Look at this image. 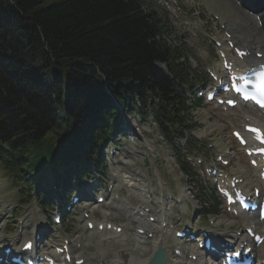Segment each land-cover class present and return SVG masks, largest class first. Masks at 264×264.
Segmentation results:
<instances>
[{
    "label": "trees",
    "instance_id": "16d2710c",
    "mask_svg": "<svg viewBox=\"0 0 264 264\" xmlns=\"http://www.w3.org/2000/svg\"><path fill=\"white\" fill-rule=\"evenodd\" d=\"M161 33L160 16L145 0H0L6 171L23 180L47 163L59 168L84 137L83 108L92 92L105 96V85L125 107L139 99L171 142L185 131L190 114L178 87L189 85L193 72L178 59L187 57L183 49L167 47ZM158 60L173 77L155 66Z\"/></svg>",
    "mask_w": 264,
    "mask_h": 264
},
{
    "label": "rangeland",
    "instance_id": "374dc122",
    "mask_svg": "<svg viewBox=\"0 0 264 264\" xmlns=\"http://www.w3.org/2000/svg\"><path fill=\"white\" fill-rule=\"evenodd\" d=\"M246 2H244V4H246ZM213 4H215V2H213ZM213 4L211 0H195V5H192L188 2L187 7L190 13H193V15L197 14L195 16L196 19L203 21L204 27H213L216 29V31H220V23L218 21L211 20L212 15L206 12L204 9L205 5L212 6ZM181 18L182 17H180V19ZM187 21H190L191 23L195 22L192 19ZM205 22H208V26H205ZM189 29L190 31L188 32V35L190 36L191 34H193L194 30L190 27ZM213 34L217 35L216 33ZM175 37L176 36L174 34L170 37H167V39L170 43L173 42L175 44L177 43ZM203 38V34L198 33V37L194 39V43L198 44L201 39L203 40ZM196 54L197 53L194 54L195 60L198 59L196 58ZM203 58L205 59H199V61H194L193 59H191V61L193 63H196V65L198 66L205 67L206 65H208L212 68L220 67V62L217 61L213 54L210 53V55L203 56ZM129 116L132 117L133 120L137 123V130L134 136L130 139L124 138L121 133L117 136L121 150L120 155L116 158V164L111 167L117 173L114 177L118 180L117 183L121 184L120 177L133 175L136 169L142 170L143 175H135L136 178L140 179L147 186H155L158 193L161 192V189V193L172 191L177 194L180 193L182 189L185 190L186 193H188V200L183 204L176 205L174 203H170L167 206V213L169 215L176 216V214H183L185 219L184 221L191 224L197 222L198 219L202 220L203 215H194V206L200 203V200L198 199L199 195H195V192H197V190L193 189L195 190V192L192 191L189 180L186 179V177L181 172L179 165H177L178 163L176 162L175 157L170 153V146L161 136L157 125L154 123V121L151 120L148 123L143 124L142 122H139V117H134L132 114H129ZM191 118L194 123H197L198 126V129L193 132L197 137L207 138L208 142L217 141L221 145L231 146V142L230 140H228L231 137V135L229 134L228 124L230 121L242 118V112L241 110H230L226 113L223 110L217 109L215 107L196 106V109L192 112ZM107 150L108 147L105 148L106 153ZM237 155L240 156V159L237 158V160L232 164V168L235 171H238L239 165H243L244 167L248 166L247 161L243 157V155H241L240 152ZM251 172L254 171L251 170ZM6 175L7 173L1 166L0 219L4 224V227L11 226L10 233L6 235L5 232H2L4 238L9 239L15 235V225L17 219L21 216L25 217L26 215V225L28 224L31 225L30 227H32L35 224L36 220L46 219L47 215L43 210L40 209V204L37 201H32L28 205L21 206L20 210H16V204L19 202V192L18 189L14 186L13 181ZM50 181H52V183H55L56 180L50 178L49 180L45 181L47 182V186L51 185V183H49ZM45 186L46 185H43V187ZM129 190L130 189L128 188H124L123 192L131 197L135 202L141 203L143 201H150L151 199L148 198L147 195H138L132 190ZM155 202H157V199L155 200ZM88 207L91 212L95 213L96 216H103L105 211L107 212L108 210L107 205L105 204L99 205L97 207L86 206L82 209ZM82 212L79 211V214L76 216V219L73 222H67L62 231H64L66 226L70 224L69 233L77 234L81 228V222L79 220L81 218ZM10 216H13L10 218L11 220H9ZM214 218L218 219L223 228H227L228 226L238 227V225H243L245 223L240 219H231L227 216L224 218V212L218 213ZM28 231L29 229H27V233ZM162 234L163 233L155 234L154 238L161 239L163 237ZM92 236H94V233L92 234ZM101 241L102 242H97L96 244H94L91 249L83 250L84 253L89 256L90 260L93 263H96L98 259H103L107 264H109L110 260H115L117 255L130 257L132 255L131 253H133L137 248L136 246L131 245L132 242L128 238H125L124 242L108 238H103V240ZM166 242L167 244L164 248L167 251L171 252V247L174 246L177 241L173 238L172 234L168 233L166 235Z\"/></svg>",
    "mask_w": 264,
    "mask_h": 264
},
{
    "label": "bare ground",
    "instance_id": "6f19581e",
    "mask_svg": "<svg viewBox=\"0 0 264 264\" xmlns=\"http://www.w3.org/2000/svg\"><path fill=\"white\" fill-rule=\"evenodd\" d=\"M217 1L221 6L214 5V9L219 10L223 17L229 18L231 20V27H233L236 31H239V34L236 35L241 40H245L251 46H255L257 49L264 52V9L259 11L257 10V7L255 8V6H252V4H254V0H243L241 5L236 4V2L233 0ZM244 2H246V4H244ZM248 6L250 7V9H248ZM253 119L255 122L259 123L258 121H256V117H254ZM240 169L246 177L245 186L249 187L252 184L254 185L257 179L254 178V176L248 171L247 168L245 169L241 167ZM161 214H166L165 210H163ZM119 217H121V219L124 221H129L132 223L135 222L136 219V216L127 214H120ZM260 225H263L259 227L260 230L262 229L264 231V223ZM159 228L162 232L166 231H163V228L161 227ZM136 244L137 248L130 257H116L117 259L115 264H148L156 249L159 246L164 247L166 241L165 237H163L162 239L158 238L157 240L153 241L138 240L136 241ZM257 253L264 254V244H262L258 248ZM175 261L176 258L174 255L166 254V258L164 261L166 262V264H172ZM198 262H201V264H214L209 261L199 260Z\"/></svg>",
    "mask_w": 264,
    "mask_h": 264
},
{
    "label": "snow or ice",
    "instance_id": "6c2138e0",
    "mask_svg": "<svg viewBox=\"0 0 264 264\" xmlns=\"http://www.w3.org/2000/svg\"><path fill=\"white\" fill-rule=\"evenodd\" d=\"M262 81H264V74H262ZM261 95L264 96V86L261 87Z\"/></svg>",
    "mask_w": 264,
    "mask_h": 264
}]
</instances>
